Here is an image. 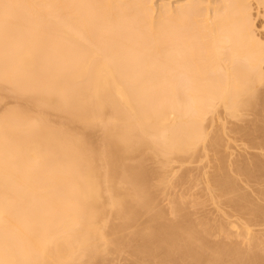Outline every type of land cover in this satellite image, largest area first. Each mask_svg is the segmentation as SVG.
Here are the masks:
<instances>
[{"label":"bare ground","instance_id":"obj_1","mask_svg":"<svg viewBox=\"0 0 264 264\" xmlns=\"http://www.w3.org/2000/svg\"><path fill=\"white\" fill-rule=\"evenodd\" d=\"M247 112L264 126V0H0V264L208 254L184 223L128 234L158 188L145 161L161 172ZM236 243L214 253L244 264Z\"/></svg>","mask_w":264,"mask_h":264},{"label":"rangeland","instance_id":"obj_2","mask_svg":"<svg viewBox=\"0 0 264 264\" xmlns=\"http://www.w3.org/2000/svg\"><path fill=\"white\" fill-rule=\"evenodd\" d=\"M251 12L255 13V10ZM258 21L259 19L255 18L254 25L256 22V25H258ZM12 101L8 98L3 100L4 105H7L6 107H10L11 104L13 105ZM246 114V116L244 115L240 120H234L233 122L227 120L229 124L225 122V119L223 118V126H219L218 120L215 118L216 116L214 119H216L217 122L214 119H209L204 123L203 126L205 127L206 132L212 135L209 136L208 140L210 137L215 138L217 135L216 139L218 140V138L222 136V140L220 138V142L222 141V144L220 143L221 146H216L217 148L213 149L214 151L210 149V140L212 142L216 140H207V143H204L207 146H199L197 149L198 152L196 151L195 155L180 157L178 162L175 161L169 164V166L161 172L156 171L157 173L153 170H157L156 168H158L157 161H145V167H147V170L150 171L148 172L151 174L148 173L149 178L151 177V179L148 178V180L150 184L152 183L151 185L155 183L158 188L157 190H154L156 192H152V194L155 193L154 196L152 195L154 200L151 198L150 201L154 204L150 202V209L146 208L149 212L146 213L145 210V213L143 211L140 212L143 214H138V217L136 216V220H134L131 225V228L133 227V229L129 231L130 228L128 234H133V230L135 233L140 228L139 231L143 230V233H146V235L148 234L147 237L152 233L150 235V238H152L151 236H153L155 229L154 238H160L157 240H161L162 234H160L159 229L157 232V228H160L159 226H163V224L165 225L168 221L169 223L167 225L171 224L170 221L172 224L174 223L173 221H175V224L178 223L181 227L185 224L183 228L185 230L190 229V231H188L191 235H194L195 233V237H202L201 239L195 238V241L197 244L199 243L198 241H200L199 244L204 245L203 247L209 255L204 252L202 256H199L200 258L198 260L201 261H198L197 259L192 261L186 250L179 249L174 252L175 256L173 255V257L177 260H173L172 258L173 264H228L227 260L230 261V258L232 259V257L229 255L227 256V254H220L225 256L221 257L219 255L220 257H217L214 252L217 247H222V245L224 248L226 246L227 248H230L233 245L232 243H234L233 246H236V242H238L237 250L240 247L243 252L241 254L239 250L238 255L241 254L240 256H243L244 260L247 254L248 257L250 256V253L255 254H252L251 256H264V126L258 122L255 123L253 121L254 117L251 113L248 114L247 112ZM218 115L220 119L219 121H221L220 117H224L222 110L220 111L219 109ZM251 116L253 118H251ZM249 122L253 123L250 124ZM213 134L217 135L214 136ZM215 156H218L219 160H216L217 158ZM222 162H224V165H222ZM218 163L224 166V171L226 172H222L223 167L221 168V165H218ZM249 163L250 167H252V173H250L249 177L248 175L246 177L241 175V173L238 174V172H235L236 167L241 168L244 165L246 167L249 166ZM253 163H257V168H254L255 164L253 165ZM218 171L221 172V174H219ZM162 172L166 174L164 175ZM162 175L165 176L164 178L167 181H165L164 185L159 186L156 179H159ZM207 175L209 177H207ZM217 175L219 177L224 175L225 177H223H227L226 179H228L229 176L234 188L217 185ZM212 177L215 180L212 179ZM209 178L210 180L212 179L211 183L210 180H208ZM206 181H209L208 186ZM156 218L157 220L155 221ZM153 220L154 222H150ZM177 220H182V222L179 221V223ZM134 223L136 225L138 224V228L137 226H133ZM149 227L150 230L146 229L148 231H145V228ZM164 228L166 227L163 226L161 232ZM245 228L247 229L246 231ZM200 230L202 232L199 233ZM124 234L127 236V232ZM159 234L161 235L160 237ZM121 235L123 236V234H120L119 237H122ZM248 240H250V242ZM197 247H199V245H197ZM206 247H208V249L209 247L211 248L210 252H208ZM233 254L234 256L237 255H235V253ZM130 255L132 254L124 251L121 252V254H113L110 258L109 255L108 258L110 262L108 261V258H106L105 260L107 262L103 261L102 263L101 261L100 263V261H95L94 264H138L137 262L139 260L133 258L136 262L135 260L133 261L132 256L129 257ZM213 255H215L216 258ZM227 257L229 258L227 259ZM241 259L244 264H248L246 260L244 261L243 258ZM140 261L139 264H143L142 260ZM154 263L162 264L160 262Z\"/></svg>","mask_w":264,"mask_h":264}]
</instances>
